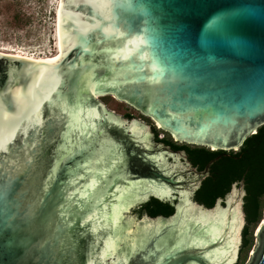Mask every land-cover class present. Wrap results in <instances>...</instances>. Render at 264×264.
Masks as SVG:
<instances>
[{"label": "water", "instance_id": "1", "mask_svg": "<svg viewBox=\"0 0 264 264\" xmlns=\"http://www.w3.org/2000/svg\"><path fill=\"white\" fill-rule=\"evenodd\" d=\"M59 53L0 55V264H235L241 183L210 209L209 167L264 125V0H59ZM216 203V202H215ZM246 264H264L263 222Z\"/></svg>", "mask_w": 264, "mask_h": 264}, {"label": "trees", "instance_id": "2", "mask_svg": "<svg viewBox=\"0 0 264 264\" xmlns=\"http://www.w3.org/2000/svg\"><path fill=\"white\" fill-rule=\"evenodd\" d=\"M107 99L109 98H103V103L107 102ZM125 118L131 119V116L125 115ZM156 141L171 144L168 136L166 140ZM171 146L175 150H184L190 164L198 172H201L209 161L220 157L209 167L208 176L200 182L193 194V201L197 205L210 209L217 200L228 194L231 185L241 183L244 193L241 206L244 226L235 264H243L252 245L253 230L260 222L264 209V125L245 138L234 152Z\"/></svg>", "mask_w": 264, "mask_h": 264}, {"label": "rangeland", "instance_id": "3", "mask_svg": "<svg viewBox=\"0 0 264 264\" xmlns=\"http://www.w3.org/2000/svg\"><path fill=\"white\" fill-rule=\"evenodd\" d=\"M56 3L57 0H0V52L13 50L31 57L53 55L57 48L54 23ZM106 97L109 99L103 103L102 100ZM94 98L102 103L105 110L113 116L126 119L125 115H130L131 119L149 127V131L150 125H152L155 131L160 132L158 127L149 119L142 117L138 112L117 101L114 97ZM219 201L217 200L214 205ZM263 214L264 209L262 210L260 222L253 230L252 245L243 264L247 263L249 254L254 247V235L263 222Z\"/></svg>", "mask_w": 264, "mask_h": 264}, {"label": "flooded vegetation", "instance_id": "4", "mask_svg": "<svg viewBox=\"0 0 264 264\" xmlns=\"http://www.w3.org/2000/svg\"><path fill=\"white\" fill-rule=\"evenodd\" d=\"M126 106H127V105H126ZM128 107H129V106H128ZM129 108H131V107H129ZM131 109H132V108H131ZM132 110H133V109H132ZM134 111H135V110H134ZM136 112H137V111H136ZM150 134H151V137H152V141H153V143L163 145L164 147H166V148H167L168 150H170V151H175V152H177V153H180V154L184 155V158H185V160H186L188 166H189V167H190L195 173H199L198 171H196L195 167H193V166L190 164V162H189V160H188V158H187V156H186L185 151H184V150H175V149H173V147H172L171 145H176V146L181 147V148L186 147V148H189V149H195V148H198V147L185 145V144H183V143H177L173 138H171V137H170L169 135H167L166 133H163L162 131H160V133H157V132L152 128V125H150ZM159 135H160V138H159ZM167 136L169 137L171 144H166V143H163V142L156 141V139L166 140ZM200 148H201V147H200ZM208 150L213 151V150H211V149H208ZM198 186H199V185H198ZM197 188H198V187H197ZM193 194H194V193H193ZM193 194H192V196H191L192 199H193ZM219 200H221V199H219ZM196 205H197V204H196ZM197 206H200V205H197ZM200 207H202V206H200ZM202 208H203V207H202ZM204 209H205V208H204Z\"/></svg>", "mask_w": 264, "mask_h": 264}, {"label": "bare ground", "instance_id": "5", "mask_svg": "<svg viewBox=\"0 0 264 264\" xmlns=\"http://www.w3.org/2000/svg\"><path fill=\"white\" fill-rule=\"evenodd\" d=\"M56 5V8H55V34H56V17H57V11H58V5H59V0H57V3L55 4ZM56 37V36H55ZM56 41H57V37H56ZM56 51L55 53L52 55H43L42 57H31V56H26L24 54H20V53H17L13 50H4V51H1L0 52V55H5V56H9V57H12L14 59H18V60H25L27 62H30V63H34V64H44L46 62H48L52 57H54L55 55H57L59 53V48H58V43H57V46H56Z\"/></svg>", "mask_w": 264, "mask_h": 264}]
</instances>
